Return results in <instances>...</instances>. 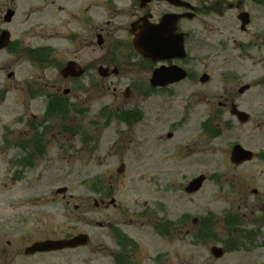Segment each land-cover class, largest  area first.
<instances>
[{
	"label": "rangeland",
	"instance_id": "1",
	"mask_svg": "<svg viewBox=\"0 0 264 264\" xmlns=\"http://www.w3.org/2000/svg\"><path fill=\"white\" fill-rule=\"evenodd\" d=\"M115 1L120 6L117 12L101 8L102 2L96 0L97 25L109 21L112 30L128 27L127 8L132 7L131 1ZM206 1L214 4L217 0ZM64 6V14L69 13L73 2L64 0ZM233 14L227 11L222 25L216 13L205 15L202 12L190 22H183L190 31L187 40L190 81L184 80L167 91L140 94L133 90V94L125 96V83L147 80L146 72L124 64L118 66L121 70L118 76L101 79L96 72L93 88L69 95L78 103L66 113L70 118L47 119L51 127L42 137L33 135L29 139L22 131L23 122L18 118L25 111V95L24 90L16 89L15 112L8 119L0 118V129L4 122L15 126V132L7 138L0 131V264H113L117 250L108 239L111 224L121 225L122 231L137 240L139 247L130 252V264H264L263 240L255 237L244 240L235 250L225 249L219 261H215V255L209 251L211 244L223 246L222 241L230 237L224 211L236 213L238 200L245 199L232 197L233 177L227 149L234 135L231 125L225 126L233 119L228 112L223 121L217 115L221 94L233 88L230 79L221 78L223 71L227 72L232 65L227 63L222 67L219 56L221 29L226 30L225 35H230L233 22L229 17ZM68 21L72 26L65 25V31L70 32L76 26L70 18ZM116 33L117 37H124L123 32ZM231 42L225 61L232 59L235 48ZM52 43H61L64 49L57 58L58 63L72 57L65 40ZM84 43L80 40L74 48L80 51L82 62L88 60L86 52L92 51L84 47ZM117 43L119 48L113 41L99 46L95 40L92 48L96 67L104 63L110 47L116 49L118 57L128 53L127 47H121L119 40ZM233 61L237 66L238 61ZM38 66L30 68L22 61L17 62L16 81H24L20 78L29 75L30 82L37 87L47 82L59 83L55 69L42 68L44 64ZM204 74L209 76L208 81H200ZM31 103L30 111L44 122V97L37 96ZM137 104L143 108V116L133 123L112 120L108 125L100 118L107 105L124 108ZM204 123L209 124L211 131L220 133L205 138ZM67 124L70 130L62 127ZM168 134H172L171 139L167 138ZM25 139L30 141L31 148L22 149ZM35 143H39L38 148ZM23 161L28 165H19ZM167 163L177 168L170 169ZM182 166L186 169L179 168ZM201 174L208 176L202 188L184 196L180 187L185 179ZM184 176L186 178L182 179ZM171 182L176 183L175 192L169 191ZM100 187L105 196L94 190ZM158 191H163L166 197H158L163 193ZM174 194L176 197H171ZM101 197H113L116 206H96L95 201L100 204ZM157 202L165 206L163 214L156 208ZM206 210L215 216L212 231L220 240L213 237L207 241L195 240L197 229L191 220L204 217ZM184 215L189 216V221L185 225L178 224ZM156 219L177 223L170 228V236L155 229ZM76 234L89 235V245L44 255L27 256L23 252L32 242ZM8 241L13 244L8 246Z\"/></svg>",
	"mask_w": 264,
	"mask_h": 264
},
{
	"label": "flooded vegetation",
	"instance_id": "2",
	"mask_svg": "<svg viewBox=\"0 0 264 264\" xmlns=\"http://www.w3.org/2000/svg\"><path fill=\"white\" fill-rule=\"evenodd\" d=\"M71 1L73 2V7L71 9L68 7L69 13L66 12L64 14V0H0V118L8 119L15 112L16 89L20 88L24 90L25 95V111L22 113V117L18 118V121L20 119L23 122L21 126L22 131L29 139L33 135L42 137L48 131L47 129L51 127L47 125V119L57 117H68L69 119L70 116L66 113L78 106L77 100L70 99L69 95L74 91L93 88L96 84V72L100 75L101 79L120 75L121 70L118 66L123 64L125 66H136L138 70L148 74L147 80L138 79L137 81L129 80L126 82L124 86L125 96L133 94V90H138L140 94H149L159 90L167 91L184 80L190 81L192 73L187 67L189 61L191 62L189 59L190 51L187 49L190 31L183 22H190L199 13L203 12L205 15L216 13V16L219 17H217V20L222 25L226 19L227 11H233V17H229L233 22L231 33L230 35H225L224 31L226 32V30L221 29L222 36L219 40V56L222 57V67H226L227 63L232 65L231 69H228L227 72H221V78L230 79L233 88L231 91H225L221 94L222 100L218 102L217 115L223 121L226 120L228 112L233 119H231L230 124L227 123L225 126L229 128L231 125L230 128H232L234 135L232 144L227 149V157L230 162L228 165L232 168L233 177L234 194H232L234 196L232 197H245V199L238 200L236 213L229 214L230 210L224 211L225 227L231 230L229 233L230 237L222 241L225 243L223 246L219 247L216 244H211L209 251L212 252L211 249L214 247L220 248V256L215 258L211 255L215 261H219L222 259L225 249L228 251L235 250L238 244L241 245L244 240L250 237L259 238V240H263L264 244V0H232V2L217 0L214 4L208 3L206 0H180L187 5L181 2L182 5H176L168 0H150L145 4H143L142 0H130L132 7L127 8L129 10L127 14L128 27L119 30H112L109 21L102 25L96 24V0ZM99 1L102 2L100 4L101 8L108 9L109 11H119L120 6H118L115 0ZM154 7H157V9ZM159 7L163 9L158 10ZM169 14L185 15L177 21L175 31L176 33L183 34L185 56L183 58L153 61L134 50V30L142 29L144 22L158 25L162 18ZM67 18H70L76 26L70 32L68 30L65 31V27L67 28L65 25L72 26L69 24ZM117 31L123 32L124 37H117ZM64 40L71 48L72 57L64 63H58L57 58L64 53V49L61 43H56L55 45L52 42ZM80 40L85 42L83 44L84 47L92 49V51L88 50L86 52L88 60L84 56L87 60L86 62L81 61L79 50L74 51ZM95 40L99 46L113 41L118 48L120 46L117 40H119L121 47H127L130 51L128 50L126 55L118 57L119 54H115L116 49L110 47L108 53H105L106 60H104V63L96 67L93 55L94 50L92 48ZM230 40L232 41L231 46L233 45L235 49L232 51V56H230L232 59L225 61L224 56L229 50ZM234 59L238 61L236 62L237 66L234 65ZM19 61H22V64H28L30 68H38L39 64H44L45 67L43 66L42 68L55 69L57 72L55 74L58 75L60 80L59 83L58 81L50 84L47 82L37 87L30 82L31 76L29 75L20 78L24 81H16V65ZM69 63H75L76 67L65 71L64 69ZM172 65H177L184 69L187 73L185 78L166 86H152L150 77L153 71L160 66ZM101 67L104 69L102 72H99V68ZM207 77L208 81L209 76L207 75ZM61 90L62 93H60ZM37 96L44 97V122L38 118L39 116L30 111L31 101L37 98ZM122 104L126 106L124 103ZM124 112L127 113L122 115ZM142 112L143 108L139 107L138 104L124 108H113L107 105L100 118L104 119V124L109 123L108 125H110L112 120H130L133 123L142 118ZM76 119L77 115L75 113ZM203 126L206 127V123ZM62 127L64 129L67 128V130L71 129L68 124ZM0 131L7 138L8 134L15 132V126L9 122H4ZM72 131L76 132V130ZM218 133L220 132L217 130H213L210 133L204 130L205 138H207V135L212 136L213 134L216 137ZM167 138L171 139L172 134H168ZM37 145L35 146L36 148H38ZM18 147L21 148V146ZM27 147L31 148V145L30 141H26L25 139L22 149H26ZM39 150L41 149L37 151L39 152ZM23 158L24 161L27 158L30 161V156ZM24 161L19 165L27 166L28 164ZM167 166L173 170L177 168L171 163H167ZM179 168L186 169L183 166ZM183 178H186V176ZM191 179H185L184 185L180 187V191L184 196L191 195L185 191L186 185ZM207 179L208 176H205L202 185ZM186 181L188 182L185 183ZM175 184L171 182L169 191H176ZM105 192L108 191L106 190ZM99 193L104 196L106 195L103 191H99ZM158 197H166V195L163 192L162 194H158ZM171 197H176V195H171ZM106 198L101 197L100 204L95 201V205H104L105 207L116 206V201L113 197H108V200ZM156 208L162 214L166 211L165 206L158 202ZM155 212L157 211L155 210ZM153 214H155L154 217L156 218V213ZM220 217L222 218V216ZM213 218H215L214 214L206 210L204 217H195L191 220L197 229L194 233L196 241H207L212 239L211 237L216 241L220 240L217 233L215 234L212 231L215 228ZM187 221H189V216L184 215L181 216L178 224L185 225ZM162 222L165 223L163 224ZM176 224L167 219H156L154 221L155 229L159 233L169 236L171 235L169 233L170 228L176 226ZM121 229L122 226H119V224L109 225L110 234L108 239L117 250L113 264H130V252L137 250L139 246L134 237L127 235ZM209 233L211 236L208 235ZM73 236L66 235L62 238L45 240L69 239ZM87 236V242L75 248H65L51 252L26 253L27 248L37 242L44 241L41 240L25 246L23 252L27 256H33L35 254L44 255L74 250L89 245L91 239L89 235ZM7 243L8 246L13 244L11 241ZM204 264L215 263L206 262Z\"/></svg>",
	"mask_w": 264,
	"mask_h": 264
},
{
	"label": "water",
	"instance_id": "3",
	"mask_svg": "<svg viewBox=\"0 0 264 264\" xmlns=\"http://www.w3.org/2000/svg\"><path fill=\"white\" fill-rule=\"evenodd\" d=\"M150 0H142L143 4L149 2ZM169 2L182 5L186 4L180 0H168ZM181 2V3H180ZM187 5V4H186ZM185 15L169 14L165 15L158 25H151L145 23L143 28L135 29V38L133 40V46L141 53L144 57L155 60H166L172 58H183L185 56L184 48V37L181 33H176V23L179 18ZM72 67H76L75 63H69L65 71L71 70ZM104 68H99V72ZM186 71L179 66H160L156 68L150 78V83L152 86H166L175 82H178L185 78ZM208 79L207 75L204 74L201 81H206ZM170 136V135H169ZM204 176H198L189 182L186 190L187 192L197 191L203 180ZM65 189H63L64 191ZM87 242L86 235H77L71 239L64 240H46L42 242L35 243L31 247L27 248L26 253L34 252H47L55 251L63 248L76 247ZM212 252L215 256H219L221 249L216 247L212 248Z\"/></svg>",
	"mask_w": 264,
	"mask_h": 264
},
{
	"label": "trees",
	"instance_id": "4",
	"mask_svg": "<svg viewBox=\"0 0 264 264\" xmlns=\"http://www.w3.org/2000/svg\"><path fill=\"white\" fill-rule=\"evenodd\" d=\"M204 129H205L208 133L211 132V129H210L209 126H207V127L204 126ZM39 153H42V151L39 150ZM94 190H98V192H99V191H102V187H100L99 189H98V188H94Z\"/></svg>",
	"mask_w": 264,
	"mask_h": 264
}]
</instances>
